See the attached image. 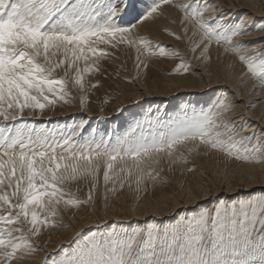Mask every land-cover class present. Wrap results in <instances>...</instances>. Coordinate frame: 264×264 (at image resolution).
Returning <instances> with one entry per match:
<instances>
[{"label": "snow or ice", "instance_id": "6c2138e0", "mask_svg": "<svg viewBox=\"0 0 264 264\" xmlns=\"http://www.w3.org/2000/svg\"><path fill=\"white\" fill-rule=\"evenodd\" d=\"M135 3L0 0V264H21L40 251L36 238L42 230L57 228L63 211L92 203L101 182L107 201L109 191L135 185L139 192L146 182L155 183L162 158L170 164L187 163L181 148L190 154L203 145L247 163H264V148L237 137L226 122L232 111L226 92L207 109L191 115L184 111L170 122L137 121L115 138L106 133L85 139L87 120L52 129L26 122V113L43 115L60 102L70 103L69 88L84 92V74L92 65L98 71L100 60L109 55L99 46L115 49L126 40L132 43L136 23L172 0H159L142 12ZM174 6L184 12L185 24L195 21L203 34L193 52L204 44L203 59L212 41L224 45L225 52L246 66L244 76L256 81L253 91L264 90V47L245 51L250 44L264 46V23L253 29L260 34L258 40L241 43L236 38L252 35L243 19L229 23L218 17L209 25L204 20L207 4ZM126 15L133 20L123 26ZM179 69L187 71L188 66L181 61ZM81 181L90 185L83 200L70 188ZM73 243L69 251L47 254L42 264H264V194L220 201L211 211L182 216L162 228L151 224L131 231L78 233Z\"/></svg>", "mask_w": 264, "mask_h": 264}, {"label": "rangeland", "instance_id": "374dc122", "mask_svg": "<svg viewBox=\"0 0 264 264\" xmlns=\"http://www.w3.org/2000/svg\"><path fill=\"white\" fill-rule=\"evenodd\" d=\"M172 1H174L173 2L174 5L187 4L189 6H196V5L203 6L207 4L210 11H215L213 9H215V7L217 6L222 7L223 9L227 8L225 9L227 11L225 10L222 11L221 8L218 12H212V13L210 11L206 12L204 14V20L207 21L209 25L213 24L214 21L220 16L221 17L223 16V19H225L226 22L229 21V23H238L241 19H243L245 21L246 28H248L247 30L252 31V34H254L257 32L253 31V29L259 27L262 23H264V8H263V12H260L263 15L254 14L252 12L254 10V5L261 4L264 2V0H184V1L172 0ZM212 1H214L215 3ZM157 2H159V0H136L135 8L137 12L146 11L149 7H151L154 3ZM117 3H119V0H117ZM212 3L214 4L211 5ZM165 5L168 7L169 4L161 3L157 12L154 13L153 16L149 18L150 20L147 19L144 20L142 23H136V27L132 29L131 36L129 37L132 43H128L126 40L124 43L118 44L115 49L105 45L99 46V50L107 51L109 55L100 60L98 65L99 68L98 71L96 70L97 66L92 65V71L84 74L85 85H86L84 92H80L78 89L75 88H69V91L72 92V96L69 97L70 103L64 104L63 102H60L57 105H55L53 110L46 109L43 115H40L38 112L35 115H28L26 113L25 114L26 122H28L29 124H33L38 128L44 127V128L52 129V128H62L65 126H71L72 124L78 123L81 120H87L88 124L86 125L82 133L85 139L89 138L90 136L99 137L105 135L106 133L112 135L115 138V137L123 136L129 130V128L137 121L143 122L145 119H151L153 122H155V120L159 118L165 122L168 121L170 122L172 120H175V118L178 116L180 112L183 111L199 112L201 109H207L208 107H211L212 104L217 100V98L221 97L222 94L225 92L228 94V100L231 102V104H233L235 100L240 104L241 103L240 99L238 98L234 99L233 97L232 98L230 97L228 93L229 89L220 90L218 93L215 89H211L208 91L207 90L202 91L198 95H192L191 97L190 95H187V93L175 94L173 96H176V98L172 99V101H168L169 103H167L166 105L160 103L158 107L154 106L155 102L153 101L152 97L151 96L144 97L145 94L142 96L143 98L136 99L137 101H135L134 99L131 100L127 99L128 103L122 105L119 108L115 106V104L117 103L116 101L120 99V96L124 93V87L126 88L128 86H132V87L134 86L133 87L134 89H136L138 92L143 93L142 92L144 91L143 86L148 81L151 84H155L162 80L165 81L167 78H174L180 75L191 74L193 67L197 68L201 66L200 59L204 47L201 45L200 47L196 48L194 52L192 51V48L197 42L201 40V37L203 35L202 32H201V36L199 38H196L193 34H191V32H193L194 30V27L197 26L196 22L195 24H193V21H191L190 23L185 24L183 22V16H184L183 11H181L179 8L176 7V11H179V13L174 11L169 12L168 8ZM229 10H231V13H233L232 15L228 13ZM157 14L160 15L159 17L161 19V21H159L158 23H160V26H162L158 32H155L152 29H149L147 31L145 30V28H142L143 23L144 24L146 22L151 23L153 18ZM226 15L227 16L229 15L230 17L228 18ZM162 18L164 19L163 22H162ZM132 20H133L132 15H126L123 17L120 23L123 26H127V22ZM185 27H187L188 29L187 34H185L184 32ZM197 29H199L198 26ZM176 37H181V38L177 39ZM258 39L259 37L249 36L247 42L253 40L256 41ZM142 41H147V43L146 44L142 43ZM244 42H246V40H243L241 43ZM253 45L255 47L252 49L253 51L260 50L261 48L260 45L258 46H256L257 44H253ZM161 49H163L164 52L163 55L160 54ZM176 52H178L179 55H173V53ZM138 56L139 59H137ZM181 61H183L188 66L187 71H184V69H179V71H177ZM145 64L147 65V67L144 66ZM244 67L246 71L247 70L246 66L244 65ZM57 75L62 76L63 73L58 72ZM245 79H249V77L246 76ZM252 81L253 83L251 84V88L245 91L246 96L251 100L250 104H254V105L257 104V106L260 107L262 106L264 109V95L259 98L256 97L257 95L254 94L256 91L255 92L253 91V85L256 83V81L255 80ZM91 85H95V87H91ZM216 88H220V87H216ZM252 94H254V96ZM82 96L86 97L84 101L81 100ZM202 100H205L206 104L202 106L201 109H198L199 104H201L200 102ZM252 108L254 107H251V109ZM112 109H114L115 111H112ZM111 112H113V114H111ZM89 116L90 118L87 119ZM263 119H264V115L262 117V120ZM237 137H244V136L237 135ZM250 139L251 138H249V141ZM250 142L251 144L255 143L260 145V143H257L254 139H251ZM180 151H183L185 153L187 163H185L184 165L188 168V172H190L193 175V173H195L197 170L196 169L197 164L191 162V158L193 159V156L196 155L195 151H193L190 154L184 148H181ZM223 156H224L223 163H228V160H231L227 158H233V160H231V162L228 164H234L236 166L239 165L243 166L244 163L247 164L245 161L237 160L234 157H229L225 153H223ZM162 163L163 162H161L160 164ZM156 168L158 169L159 165H157ZM216 168L217 166L215 167V169ZM221 174H212L209 172L203 174L204 175L203 177L207 179L206 181H209L211 183L212 190L217 191V188L220 185L219 184L220 182L218 181L223 180V173ZM161 175L162 173L160 172V176H159L160 179L158 178L157 181H155L157 185L151 181H148V184L146 182L147 185L141 191H144L146 193L150 192V194H153L155 192L154 189L158 191V189H160L161 187L166 186V182L163 180V177ZM82 182L83 181H81V183L80 182L77 184L75 183V185L73 183L70 186V188L71 191L75 192L76 196L80 194L78 198L83 200V199H87L88 197V191L90 185L87 183H86L87 185H84L83 184L84 182L83 183ZM237 182H240L239 184L240 187L237 188L234 193L230 195L222 192H218V194L212 193L206 199L203 198L200 202H198V204H196L195 206L197 208L194 207L187 208L195 212L193 215H190V213L188 214V211L186 212V214L183 213L184 209L182 208L179 209V212L177 213L175 211L174 212L175 215H172L170 218L167 219L163 218V221L160 218L156 217L159 215H154V214H153L154 216L153 215H151L150 217L147 216L144 219L138 220L136 218H132L129 219V221L126 220L122 221V219H117L115 217L113 219L106 218L107 217L105 216L107 213L106 211L107 209H110L109 205L111 201L114 200L113 195L117 192L120 193L121 190H122L121 192H124L125 188L118 190L115 193L109 191L108 199L107 201H105L103 183L101 182V185L99 187L100 194H97L96 191L97 189H96L94 192L92 203L85 204L87 207H85V205L82 204V206L80 205L79 208H69L70 210L71 209L74 210L73 211L74 214L72 215L62 214V217L58 218L59 226L57 228L48 229L45 231L43 230L42 234L36 238L37 245L41 249L40 251H38L39 258L37 257V259L40 260L41 256L45 257L47 254H52V253L56 254L60 251L61 248H63L66 251L71 250L75 246L72 241H74V239L77 238L78 233L90 234L91 232H95V231L108 232V231H112L113 228H115L117 231L121 229L131 231L133 228L136 227L146 228L151 224H155L162 228L164 226H167L166 224L167 222L165 221H169L171 222L170 225H174L177 222L178 216L180 214H184V216H186L185 218H191V216L192 217L199 216L201 211H203L204 209L213 210L220 201L232 202L235 200L254 198L256 196L264 194V186L256 185V184L249 185L248 180L243 178H238ZM149 186L152 188H146ZM109 187H111V185H109ZM125 187L129 188L127 186ZM134 188L135 185H133V187L129 189H134ZM77 189L79 190L77 191ZM139 194L140 191L138 192V196ZM200 194L202 193L200 192ZM97 201L99 202L102 201L103 207L94 206V202ZM105 205H107V207H105ZM75 212L76 213L81 212L83 213V215L75 214ZM83 216L87 217L86 219L87 227L83 228L81 231H78V233L74 235L69 242L60 243L56 248V251H45L50 247H55L56 243L60 240V235L58 233L59 229L65 226H71L72 222L77 224V222H75L74 219L76 220L85 219L82 218ZM158 219H160V221Z\"/></svg>", "mask_w": 264, "mask_h": 264}, {"label": "bare ground", "instance_id": "6f19581e", "mask_svg": "<svg viewBox=\"0 0 264 264\" xmlns=\"http://www.w3.org/2000/svg\"><path fill=\"white\" fill-rule=\"evenodd\" d=\"M173 2L174 1H172V3L168 5V7L166 5L165 6L168 8L169 12L174 11L179 13V11H176V7L174 6ZM214 3H212L211 5H213ZM221 8L222 7L217 6L215 7V9H213L215 11H210V12L211 13L218 12ZM263 8H264V2L261 4L254 5V10L252 9L253 10L252 12L254 14L263 15L262 13H260L263 12ZM225 9L222 8V11ZM228 13L231 15L233 14L231 13V10H229ZM159 16L160 15L157 14L153 18L151 23L148 22H146L145 24L143 23L142 24L143 26L141 25L142 28H145V30L147 31L149 29H152L155 32H158L162 27L160 26V23H158L159 21H161ZM227 17L229 18L230 16L228 15ZM163 20L164 19L162 18V22ZM193 24H195V21H193ZM194 31H195L194 36L196 38H199L201 36V31L197 29V26L194 27L193 32ZM193 32H191V34H193ZM251 36L259 37L260 34L254 33ZM248 39L249 36L238 38L239 41L240 40L247 41ZM204 43L207 44L208 41L205 40ZM201 45L204 47V44ZM252 45L253 44H250V46L245 49V51L248 52L249 54H251L253 52L252 49L255 48L254 45L253 46ZM256 46H258V44ZM260 46L264 47L262 45ZM200 60H201V66L197 68L193 67L191 74L180 75L174 78H167L165 81L162 80L155 84H151L149 81L146 82L143 86L144 88V91H142L143 93L138 92L136 89H134L133 88L134 86L133 87L128 86L126 88L124 87V93L120 96V99H118L119 97L117 98L118 100L116 101L117 103L115 104V106L119 108L122 105L128 103L127 99L129 100L134 99L135 101H137L136 99L143 98L142 96L144 94H145L144 97L151 96L153 101L155 102V104L154 103L151 104H154L155 107H158L160 103L166 105L167 103H169L168 101H172V99L176 98V96H173L175 94L187 93V95H190L191 97L192 95H198L200 92L205 90L208 91L211 89H215L218 93L220 90L229 89L228 93L230 97L231 98L233 97L234 99L236 98L240 99L241 103L239 104L236 100L235 102H233L232 111L226 114L225 117L226 122H228L230 125L233 126L237 135H242L248 138V140L249 138L254 139L257 143H260L262 148H264V119L262 120V117L264 115L263 114L264 109L262 106L261 107L257 106V104H255L254 108L252 109L249 107L251 100L247 98L245 91L251 88V84L253 83V81L251 79H245L246 76H244V73L246 71L244 64H242L238 59V57L232 52H225V48L223 45L218 46L214 42H211V47L208 49L206 56L203 59L201 58ZM216 87H220V88H216ZM254 94H256L257 95L256 97L258 98L262 97L264 95V90L257 89ZM254 94L252 95L254 96ZM205 102H206L205 100H202L200 102L201 104H199L198 109H201L202 106L206 104ZM112 111L115 110L112 109ZM183 112H180L178 116H181ZM188 113L189 115L192 114V112H188ZM111 114H113V112H111ZM89 118L90 116L87 119ZM194 151L196 155L193 156V159L191 158V162L197 164V168H196L197 170L195 173H193V175L190 172H188V168L184 165L185 163L177 162L175 164H170L167 158H162L161 162L163 163L159 164L158 169L161 170L160 171L162 173L161 176L163 177V180L166 182V186H163L160 189H158L159 188L158 187L157 188L158 191L154 189L155 192L153 194H150V192L146 193L144 191H140L141 195L139 194V196H138V191H136L135 188L129 189L125 187L124 192H121L122 191L121 190L120 193L117 192L113 195L114 200L111 201L109 205L110 209H107L106 211L107 212L105 215L107 216L106 218L113 219L115 217L117 219H122V221L124 220L129 221V219L132 218H136L138 220L144 219L145 217L147 216L150 217L151 215L154 214V215H159L156 217L160 218L163 221V218L164 219L170 218L172 215H175L174 214L175 211L177 213L179 212V209L182 208L184 209L183 213L186 214V212L188 211V214L190 213V215H193L195 212L187 208H193V207L197 208L195 207L196 204H198V202H200L203 198L206 199L207 197H209V195H211L212 193L218 194V192H222L228 195L234 193L235 190L240 187L239 186L240 182H237L238 178L247 179L249 185L256 184V185L264 186V163L257 164V163L246 162L247 164L244 163L243 166L242 165L236 166L234 164H228L231 162V160H233V158L225 157L231 160H228V163H223L224 156L223 153L220 151L205 148L203 145H200ZM216 166L217 168L215 169ZM207 172L212 174L223 173V180L218 181L220 182L219 183L220 185L218 186L217 191L212 190L211 183L209 181H206L207 179L203 177L204 176L203 174H206ZM83 184L87 185L85 182ZM146 188H152V187L149 186ZM96 191L97 194H100L99 187L97 188ZM200 192L202 194H200ZM102 204H103L102 201L94 202V206L103 207ZM85 207L87 206L85 205ZM73 211H74L73 209L71 210L68 209L66 211H63L62 214L72 215L74 214ZM75 214L83 215V213L81 212L80 213L75 212ZM182 216L186 217L184 216V214H180L178 216V220ZM82 218H80L82 220L74 219V221L77 222V224L72 222L71 226H65L59 229L58 233L60 235V240L56 243L55 247H50L46 251H56V248L60 243L69 242L72 239V237L78 233V231H81L83 228L87 227V223H86L87 217L83 216ZM160 219L158 220L160 221ZM165 222H167L166 223L167 225H170L171 223L169 221H165ZM37 257H38V252H36L29 259L21 262V264H42L44 256H41L40 260H38Z\"/></svg>", "mask_w": 264, "mask_h": 264}]
</instances>
